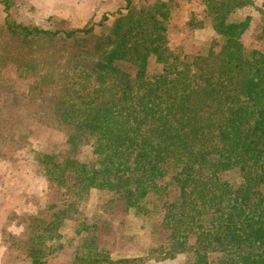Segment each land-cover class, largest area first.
Instances as JSON below:
<instances>
[{
    "label": "trees",
    "instance_id": "1",
    "mask_svg": "<svg viewBox=\"0 0 264 264\" xmlns=\"http://www.w3.org/2000/svg\"><path fill=\"white\" fill-rule=\"evenodd\" d=\"M226 1L237 3L227 12L243 7L241 0ZM2 3L0 30L10 43L0 80L6 82L8 66L33 75L20 94L25 105L16 107L37 110L41 126L59 129L67 143L89 146L96 156L87 164L41 153L44 171L74 180L84 193H111L126 208L161 191L170 173L176 195L162 222L166 257L264 264V53L241 43L250 17L220 21L217 56L192 55L181 70L150 76V59L164 65L171 57L167 3L128 4L106 36L92 27L50 31L19 23L10 13L13 2ZM221 56L228 61L220 67L215 58ZM174 73L178 83L170 80ZM234 173L238 180L225 178ZM76 211L75 204L56 210L32 235V264H46L53 246L63 244L61 227ZM86 243L75 250L73 264L107 261L95 252L96 243Z\"/></svg>",
    "mask_w": 264,
    "mask_h": 264
},
{
    "label": "rangeland",
    "instance_id": "2",
    "mask_svg": "<svg viewBox=\"0 0 264 264\" xmlns=\"http://www.w3.org/2000/svg\"><path fill=\"white\" fill-rule=\"evenodd\" d=\"M109 1L110 4L104 6L109 8L108 11L96 13L91 18L85 15L79 21L72 20L74 15L70 16L71 21L52 15L40 9L36 0H13L10 13L19 23L45 30L70 31L92 27L97 35L106 36L128 9L126 0ZM62 2L73 4V0ZM132 2L138 6L158 2L168 4L165 23L171 57L164 65L158 64L155 57L150 59V76L160 74L164 68H173L172 72L181 70L192 55L217 56L223 44L217 27L225 18L236 21L250 17L241 43L249 51L257 49L264 53V0H241L239 3L243 7L232 8L228 12V8L237 3L226 0ZM100 5L103 8V3ZM4 7L1 4L0 13ZM253 21V31L248 32ZM3 24L0 16V25ZM9 43L8 32L0 30V62L8 61ZM215 59L220 67L228 61L222 56ZM3 74L6 82L0 80V85L5 83L7 89L1 90L0 86V264H32L27 257L30 238L47 226L56 210L67 209L71 204H75L77 213L64 220L60 230L63 244L53 246L46 257V264H73L75 250L86 242L99 246L95 252L107 260L102 264H187L186 254L168 258L166 251L161 250L168 241L162 229L165 208L176 195L170 173L160 182L163 189L148 197H140L135 208H126V201L124 203L111 193L98 190L81 192L70 178L56 175L59 177L55 179L56 176L42 169L38 154L51 153L62 159L72 158L87 164L93 163L96 156L89 146L79 142L67 143L59 129L41 126L37 110L16 107L18 103H26V98L20 94L26 92L32 82L33 75L29 70L8 66ZM178 77L176 73L171 74L170 80L178 83ZM225 178L238 180L235 173ZM90 223L96 227H88ZM152 249L155 251L151 252ZM90 257L92 261L94 257Z\"/></svg>",
    "mask_w": 264,
    "mask_h": 264
},
{
    "label": "crops",
    "instance_id": "3",
    "mask_svg": "<svg viewBox=\"0 0 264 264\" xmlns=\"http://www.w3.org/2000/svg\"><path fill=\"white\" fill-rule=\"evenodd\" d=\"M2 1L4 0H0V6L1 4L3 5ZM9 1H13V0H9ZM62 1L63 0H36V3L40 6V9L49 11L52 15L54 14L59 15V17H62L63 19H66L68 21H71L72 18L70 16L72 15H74V18L72 20L79 21V20H82L84 18L83 16L85 15L91 18L96 13H99L101 11L105 13L106 11L109 10V8L107 7L104 8V6L110 4L109 0H86V1L73 0V4L72 3L68 4ZM131 1L132 0H126V8H128V4L135 3V2L130 3ZM102 3H103V8H100L99 6H101L100 4ZM83 5H86V7H82ZM4 13H5V16L2 15ZM0 16H2V19L4 21L6 17L5 7L1 11ZM253 24H254V21L252 22V25L250 26L248 32L253 31V27H254ZM245 34L243 36H245Z\"/></svg>",
    "mask_w": 264,
    "mask_h": 264
}]
</instances>
